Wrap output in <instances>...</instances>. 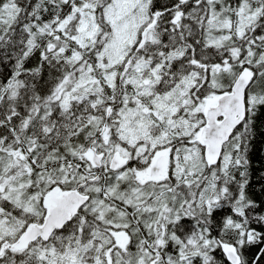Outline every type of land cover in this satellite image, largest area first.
Masks as SVG:
<instances>
[{
	"label": "snow or ice",
	"instance_id": "6c2138e0",
	"mask_svg": "<svg viewBox=\"0 0 264 264\" xmlns=\"http://www.w3.org/2000/svg\"><path fill=\"white\" fill-rule=\"evenodd\" d=\"M0 264H264V0H0Z\"/></svg>",
	"mask_w": 264,
	"mask_h": 264
}]
</instances>
